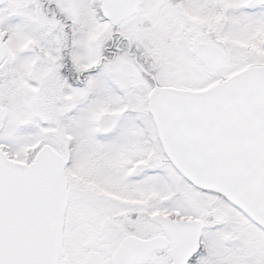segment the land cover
<instances>
[{"label": "snow or ice", "instance_id": "6c2138e0", "mask_svg": "<svg viewBox=\"0 0 264 264\" xmlns=\"http://www.w3.org/2000/svg\"><path fill=\"white\" fill-rule=\"evenodd\" d=\"M0 264H264V0H0Z\"/></svg>", "mask_w": 264, "mask_h": 264}]
</instances>
